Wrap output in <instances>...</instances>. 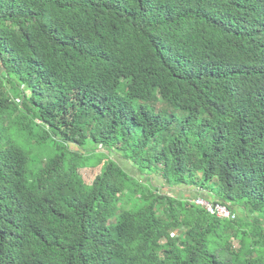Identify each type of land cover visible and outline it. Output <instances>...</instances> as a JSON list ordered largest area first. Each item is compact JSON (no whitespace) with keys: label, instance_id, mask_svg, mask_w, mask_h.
<instances>
[{"label":"trees","instance_id":"16d2710c","mask_svg":"<svg viewBox=\"0 0 264 264\" xmlns=\"http://www.w3.org/2000/svg\"><path fill=\"white\" fill-rule=\"evenodd\" d=\"M0 264H264V0H0Z\"/></svg>","mask_w":264,"mask_h":264},{"label":"rangeland","instance_id":"374dc122","mask_svg":"<svg viewBox=\"0 0 264 264\" xmlns=\"http://www.w3.org/2000/svg\"><path fill=\"white\" fill-rule=\"evenodd\" d=\"M159 107V106H158ZM126 170L129 172H132V174L139 175L132 165L127 164L125 162L122 163ZM102 167L98 168H91V169H83L80 171V174L87 184H93L98 175L101 173ZM140 180H143L144 182H147L148 180H151L155 187L159 188L161 190L162 194H171L176 195L178 197L185 196L187 199H197L199 197V190L194 189L192 187H175L170 189L164 182V180L161 177H158L156 175L153 176H140ZM202 194V193H200ZM202 196V195H201Z\"/></svg>","mask_w":264,"mask_h":264},{"label":"built area","instance_id":"2783aa9c","mask_svg":"<svg viewBox=\"0 0 264 264\" xmlns=\"http://www.w3.org/2000/svg\"><path fill=\"white\" fill-rule=\"evenodd\" d=\"M196 204L204 207L211 216H216L222 220L235 219V215H233L225 205L210 203L202 198L197 199Z\"/></svg>","mask_w":264,"mask_h":264}]
</instances>
